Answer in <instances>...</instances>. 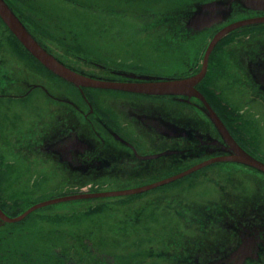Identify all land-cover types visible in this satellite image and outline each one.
I'll return each mask as SVG.
<instances>
[{"label":"flooded vegetation","instance_id":"1","mask_svg":"<svg viewBox=\"0 0 264 264\" xmlns=\"http://www.w3.org/2000/svg\"><path fill=\"white\" fill-rule=\"evenodd\" d=\"M6 2L29 30L28 21L35 30L30 32L33 37L58 61L102 80L193 76L202 69V51L219 31L229 28L216 41L195 88L226 127L231 122L239 124L243 113L239 109V115H231L229 108L236 106L225 98L226 89L235 86L239 93L249 89L251 94L253 84L256 100L264 102V0H180L162 7L157 15H149L139 27L152 28L162 45H182L175 56L177 68H168L167 58L154 57L152 66L162 68L155 72L141 64L107 57L103 40L91 52L79 43V32L73 27L53 24L47 32L38 30L25 10L11 0ZM0 26L7 32L5 37L0 35V188L10 184H2L3 172L23 168L14 158L24 160L30 155H44L50 161L44 166L61 168L72 181V177H112V173L141 176L161 170L169 162L228 153V146L196 96L76 86L26 52L1 20ZM188 43L203 46L198 57H184L183 45ZM93 54L98 56H90ZM70 60L81 65L77 67ZM217 95L223 98L221 104L213 98ZM166 150L178 152L149 157ZM36 159L29 169L33 170ZM259 201L256 213H207L203 223L207 228L178 230L175 245H169L168 239L166 245H158L167 259L169 251L176 249L172 254L175 259L153 264H264V191Z\"/></svg>","mask_w":264,"mask_h":264},{"label":"rangeland","instance_id":"2","mask_svg":"<svg viewBox=\"0 0 264 264\" xmlns=\"http://www.w3.org/2000/svg\"><path fill=\"white\" fill-rule=\"evenodd\" d=\"M11 1L25 10V13L32 18L31 22L36 23L38 30L47 32L46 28L53 24L73 27L79 32L78 35L81 39L79 43L91 52H94L103 40L105 42L104 53H107V57L115 56L122 62L131 65L141 64L142 68H147L153 72L155 69L162 70L161 67L152 66L154 57L169 59L168 68L173 70L178 66L175 56H177L179 52L177 50L182 45H162L157 42L152 28L139 26H142L149 15H157L163 10L162 7L175 5L180 0ZM27 24L30 27L29 31L35 32L28 21ZM48 31L53 33L49 29ZM0 35L7 36V32L1 26ZM149 39L156 45H151ZM183 46L186 59L189 56L198 57L201 49H203V46L197 43H188ZM175 47L177 48L174 50ZM136 48L137 51H135ZM86 56L89 55L86 54ZM90 56L97 57L98 54ZM70 62L77 67L81 65L76 61L70 60ZM165 65L167 66V64ZM153 72L152 74H154ZM168 74L166 73V76ZM252 87L254 90H251V94L248 93L249 89L247 92L239 93L235 86L226 89L224 92L227 101L243 112L239 120L243 122L241 125L244 124L246 132H243L244 138L237 139V141L248 152L264 161V104H262L264 102L261 103L256 100L254 95L256 87L253 84ZM241 98L242 101H238ZM40 151L44 152L42 149ZM26 156L27 154H25ZM34 158H37L38 162H34L32 170L28 166L32 164ZM14 162H19L23 168L15 173L14 171L3 172L2 184L8 181L10 184L5 188H0V202L5 205L3 210L10 217L17 216L33 204L80 190L86 191L90 188L87 184L101 179L93 180L92 177H82L80 180H75L72 177V181H70L66 179V173L61 168L44 166L50 161L42 154L30 155L24 160L14 158ZM190 163L187 161L182 166L177 165L169 168L167 163L168 165H164L163 169L147 173L140 179L135 177L121 180L125 178L122 176L124 173H120V176L112 173L114 174L112 177L104 176L105 179L98 181L102 184L91 190L131 189L176 174L189 166ZM231 163L208 166L177 181L160 185L139 194L49 204L32 211L20 221L1 225L0 239L3 241L4 237L8 238L6 235H9L12 240L20 241L18 244H21V249L48 250L41 252L43 255L41 253L38 255L40 258L42 257L44 264H63L64 261L66 263L72 261L75 264H87L89 254H86V250L92 249L90 255L94 256L99 253L112 255L116 250L122 248L128 249L122 251L123 253H128L130 249H136L138 259L143 262L150 260L159 263L161 261H173L175 259L173 257L177 253L176 249L169 251V258L167 259L164 252H159L158 245H166L167 239L169 245H175L177 231L182 228L188 230L207 228L203 225L207 219L200 216L208 211L195 214L192 206L214 203L227 204L233 194L240 195L238 191L242 189L244 182L242 177L253 179V175H255L264 178L262 177L264 174L252 169L248 170V174H244L242 171L222 172V167L232 165ZM234 166L242 165L234 164ZM224 169L227 170V167ZM126 174L132 175L131 173ZM72 175L76 176V174ZM259 178L256 182L263 183L264 180L261 181ZM80 185L84 186L81 187ZM245 186L248 189L247 193L241 195L237 203L229 206L230 210H237L236 212L232 211V213L246 211L247 203L253 198L255 190L252 186L255 187V182L246 181ZM238 187L239 190L234 191ZM222 188L224 191L221 190ZM94 206H98L97 212L96 210H92V213L86 212L88 208L91 209L90 207ZM242 208L244 211L238 212ZM129 218H139L140 220L138 224L130 227V231L120 228L121 222ZM158 238L161 242L157 240ZM99 245L102 248L97 250ZM68 253L69 255H67ZM70 254L74 255V258Z\"/></svg>","mask_w":264,"mask_h":264},{"label":"water","instance_id":"3","mask_svg":"<svg viewBox=\"0 0 264 264\" xmlns=\"http://www.w3.org/2000/svg\"><path fill=\"white\" fill-rule=\"evenodd\" d=\"M0 18L5 23V25L9 28V30L15 35L16 38L25 46V48L34 55L44 66H46L48 69L56 73L57 75L63 77L64 79L72 82L75 85L78 86H91V87H109V88H118L123 90H130L134 92H140V93H147V94H188V95H195L199 97L205 106L208 109V115L211 118L212 122L215 124L216 128L220 132L222 138L224 141L229 145V148L231 150V154L224 155V156H216L212 157L210 159L204 160L198 164H195L177 174H174L172 176H169L167 178H164L162 180L136 187L131 189H122V190H115V191H101V192H82L77 194H71L66 196H60L57 198L49 199L46 201H42L40 203L33 204L26 210H24L22 213H20L17 216L10 217L6 215L1 209H0V219L5 222H15L19 221L22 218H24L27 214H29L31 211L51 204L55 202L60 201H67V200H73V199H81V198H89V197H104V196H118V195H126V194H133V193H139L148 189H151L153 187H156L158 185L173 181L175 179H178L186 174L191 173L194 170H197L209 163L217 162V161H234L243 163L245 165L251 166L253 168H256L260 171L264 172V163L252 155H250L248 152H246L230 135V133L227 131L223 123L220 121L218 116L215 114V112L210 108L204 97L194 88V85L202 78L204 71H205V65L208 58V54L213 48L214 44L218 40L219 37H221L224 33L229 31L230 29H222L219 31L212 41L207 46V49L204 54V62H203V68L202 70L187 78H175V79H158V80H151V79H143L141 81H135V82H117V81H103L91 77L84 76L82 74H79L60 62H58L52 55H50L48 52H46L38 43L37 41L32 37V35L26 30L24 25L19 21V19L16 17V15L12 12V10L9 8V6L5 3L4 0H0ZM172 151L166 150L160 154H154L150 155L149 157H157L163 153H171Z\"/></svg>","mask_w":264,"mask_h":264},{"label":"trees","instance_id":"4","mask_svg":"<svg viewBox=\"0 0 264 264\" xmlns=\"http://www.w3.org/2000/svg\"><path fill=\"white\" fill-rule=\"evenodd\" d=\"M213 98L218 104L221 103V102L219 103L217 101L218 98H216L215 96H213ZM228 126L230 127L229 124H228ZM254 182H255V187L252 186V188H253V190H255V192L253 193L252 200L248 203V209H246V211H249V212H257L258 211V207H259V203H260L259 198L261 197V191L263 190L261 184L257 183L256 180H254ZM247 190L248 189L245 186V182H243L242 189H240V191H241L240 195L239 196H232V199L227 204H219V203L215 204L214 203V204L203 205V206H200V205L192 206V207H194L193 213L199 214V213L204 212V211H208L205 213H232V211L236 212L237 210L236 211L230 210L229 206L237 203V200H239V198H241L242 194L247 193ZM0 206H1V208H3V206H5V205L0 204ZM90 211L91 210H88V212H90ZM240 211H244V208H242L241 210H238V212H240ZM246 211H244V212H246ZM139 220H140L139 218H137V219L129 218L127 220H123L121 222L120 228L126 229V231H130V227L138 224ZM197 220L199 221V219H197ZM144 228H146V227H144ZM6 236L8 238H5L2 235V237H4L3 241L0 239V264H44L42 257L40 258L38 256L41 253V250L30 249V248L21 249L18 247V243L20 241L16 242L15 240H12L9 235H6ZM35 254H37L36 257H35ZM86 254H89V256H88L89 261L98 262V261H109L112 259H115V260L117 259V258H115L114 254H112V255L106 254V256L96 254V255L92 256V255H90L91 251H89V250H86ZM41 255H43V254L41 253ZM125 258H126V260H128L129 256H126Z\"/></svg>","mask_w":264,"mask_h":264}]
</instances>
